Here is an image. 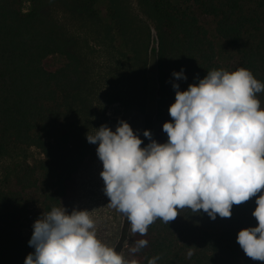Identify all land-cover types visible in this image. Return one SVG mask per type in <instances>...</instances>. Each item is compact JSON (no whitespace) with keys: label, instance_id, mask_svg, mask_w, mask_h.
<instances>
[{"label":"trees","instance_id":"trees-1","mask_svg":"<svg viewBox=\"0 0 264 264\" xmlns=\"http://www.w3.org/2000/svg\"><path fill=\"white\" fill-rule=\"evenodd\" d=\"M55 6L95 28L108 68L107 101L120 103L121 116L99 109L100 80L93 78L80 37L53 15ZM206 18L234 53V70L247 68L264 83V0H0V161L23 148L42 153L32 162L16 161L0 177V264H24L34 251L28 244L34 221L53 207L90 210L98 238L137 264L153 257L156 264H264L248 257L236 239L239 230L258 223L252 212L259 192L233 204L230 217L178 209L176 218H157L141 235L109 206L102 168L91 164L97 145L86 133L101 124L116 127L125 120L141 147L150 142L145 129L158 143L167 141L162 125L172 120L173 70L183 67L187 76L176 81L180 90L207 71L228 70L217 58ZM53 54L63 62L49 70L43 60ZM256 96L264 108V91ZM33 205L40 214L30 220ZM139 239L148 244L130 252Z\"/></svg>","mask_w":264,"mask_h":264},{"label":"clouds","instance_id":"clouds-1","mask_svg":"<svg viewBox=\"0 0 264 264\" xmlns=\"http://www.w3.org/2000/svg\"><path fill=\"white\" fill-rule=\"evenodd\" d=\"M172 76V120L162 125L166 142L151 139L145 129L150 142L141 147L140 136L122 119L114 131L101 124L86 133L102 161L108 204L126 216L133 233L144 235L157 218H176L178 209L230 217L233 204L259 192L252 212L258 223L239 230L236 239L248 257L264 261V108L256 96L264 83L244 67L207 71L185 90L176 82L187 80L183 67ZM32 227L28 244L34 251L24 264H137L98 238L88 209L53 207ZM147 244L139 239L129 250Z\"/></svg>","mask_w":264,"mask_h":264},{"label":"rangeland","instance_id":"rangeland-1","mask_svg":"<svg viewBox=\"0 0 264 264\" xmlns=\"http://www.w3.org/2000/svg\"><path fill=\"white\" fill-rule=\"evenodd\" d=\"M30 4L28 1L23 3V8L28 10ZM53 15L62 23L64 27L70 30L73 33H76L80 37V43L83 45L84 51L88 55V61L91 67L93 74V78L100 80V94H99V109H105L106 114L110 117H119L122 115L123 107L118 102L109 103L107 101V90L108 86L105 84L106 79V71H107V63L105 61V52L103 47L97 41V35L95 33V28L91 26H85L77 21L71 19L60 7L55 6L52 9ZM206 23L208 25L210 36L214 39L216 49H217V58L221 62V64L228 70H234V53L225 45V43L215 35V32L210 24L208 18H206ZM152 51L157 47V39L156 35L153 32V39L151 42ZM63 62V57L58 54H53L47 56L43 60V64L45 68L49 70H54ZM110 128L114 131L115 126L110 125ZM42 157V153L36 147H29L19 149L16 152L12 153L10 157H6L0 161V177L3 175V171L9 167L14 165L16 161L19 160H28L30 162ZM91 164L95 168H102V161L95 153L92 155ZM40 211L36 205L32 206L29 219H33L35 216L39 215ZM30 220H26L23 224V229H26V225L30 222Z\"/></svg>","mask_w":264,"mask_h":264}]
</instances>
